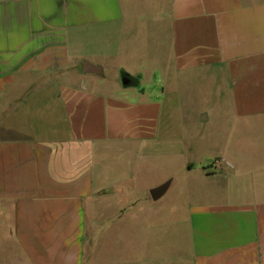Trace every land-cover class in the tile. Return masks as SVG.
<instances>
[{"label":"crops","instance_id":"0c3cea01","mask_svg":"<svg viewBox=\"0 0 264 264\" xmlns=\"http://www.w3.org/2000/svg\"><path fill=\"white\" fill-rule=\"evenodd\" d=\"M0 264H264V0H0Z\"/></svg>","mask_w":264,"mask_h":264},{"label":"rangeland","instance_id":"374dc122","mask_svg":"<svg viewBox=\"0 0 264 264\" xmlns=\"http://www.w3.org/2000/svg\"><path fill=\"white\" fill-rule=\"evenodd\" d=\"M140 2L143 3L144 0H140ZM135 3L139 4L138 2H135ZM139 12H141V10H139ZM133 29L136 30L137 28L134 27ZM151 30H154V29H151ZM96 36L97 34H95V37ZM93 37L94 35H90L91 40ZM191 121L192 120H190L189 114H185L183 118L181 117L179 120H177L175 125H172L171 127H168L167 129L164 130L167 149H169L168 146L173 145L174 138L176 136L181 137V141L183 143L182 155L178 156L176 158V161L173 159V157L159 156L157 148L154 147V148H150L149 155L144 156L139 167L136 165L132 166L133 168H135V173L138 174L137 179H136V182L138 184H146V183L150 184L155 181L158 182L167 176L176 177L175 180L179 183L181 182L182 184L188 183V184L198 185L201 183L202 178L201 176L197 175L198 173L196 172L191 173V174H188L185 172H184L185 174L182 173V167L183 165H185L186 162L190 160L195 161V162L198 161L197 157L195 156L193 157L189 154V145L191 143L190 138L192 135L195 134ZM116 173L119 176H121L125 174V171L121 170V171L115 172V174ZM135 173H134V176H136ZM124 178L125 176L121 177V179H124ZM187 189L185 188V191H187ZM172 196H173V193L171 189L164 198L165 200H167L168 198ZM155 204H158V203H155ZM150 206H153L152 203L150 204ZM156 240L163 241L164 235L160 233L156 234Z\"/></svg>","mask_w":264,"mask_h":264},{"label":"water","instance_id":"95a60500","mask_svg":"<svg viewBox=\"0 0 264 264\" xmlns=\"http://www.w3.org/2000/svg\"><path fill=\"white\" fill-rule=\"evenodd\" d=\"M96 71H97L96 69L89 68L87 64H84L83 66V73H97ZM120 83L124 88L135 85V81L124 73H122L120 76ZM169 184L170 182L167 181L162 185H160L159 187L150 190L149 192L150 198L152 200H157L158 198H160L167 191Z\"/></svg>","mask_w":264,"mask_h":264}]
</instances>
